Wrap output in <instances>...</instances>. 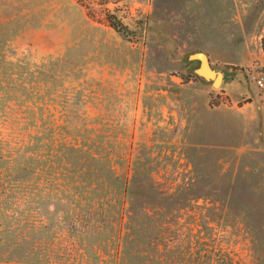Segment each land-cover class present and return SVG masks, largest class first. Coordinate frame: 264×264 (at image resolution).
Listing matches in <instances>:
<instances>
[{"label":"rangeland","instance_id":"rangeland-1","mask_svg":"<svg viewBox=\"0 0 264 264\" xmlns=\"http://www.w3.org/2000/svg\"><path fill=\"white\" fill-rule=\"evenodd\" d=\"M258 73L264 0H0V264H264Z\"/></svg>","mask_w":264,"mask_h":264},{"label":"water","instance_id":"water-1","mask_svg":"<svg viewBox=\"0 0 264 264\" xmlns=\"http://www.w3.org/2000/svg\"><path fill=\"white\" fill-rule=\"evenodd\" d=\"M187 60L198 63L197 68L193 70V75L199 80L211 84L214 87L220 86L224 82V75L213 68L209 56L206 53L197 52L191 54L187 57Z\"/></svg>","mask_w":264,"mask_h":264},{"label":"trees","instance_id":"trees-1","mask_svg":"<svg viewBox=\"0 0 264 264\" xmlns=\"http://www.w3.org/2000/svg\"><path fill=\"white\" fill-rule=\"evenodd\" d=\"M111 26L112 28H114V30L119 33L121 36H123L124 38L129 39L130 38V34L132 32L129 31V29L124 26L121 22L117 21L116 19H112L111 20Z\"/></svg>","mask_w":264,"mask_h":264},{"label":"built area","instance_id":"built-area-1","mask_svg":"<svg viewBox=\"0 0 264 264\" xmlns=\"http://www.w3.org/2000/svg\"><path fill=\"white\" fill-rule=\"evenodd\" d=\"M252 80L254 81V83L257 85V87L260 90H264V75L263 74H253L252 76Z\"/></svg>","mask_w":264,"mask_h":264},{"label":"crops","instance_id":"crops-1","mask_svg":"<svg viewBox=\"0 0 264 264\" xmlns=\"http://www.w3.org/2000/svg\"><path fill=\"white\" fill-rule=\"evenodd\" d=\"M263 124H264V107H263ZM263 137H264V129H263Z\"/></svg>","mask_w":264,"mask_h":264},{"label":"bare ground","instance_id":"bare-ground-1","mask_svg":"<svg viewBox=\"0 0 264 264\" xmlns=\"http://www.w3.org/2000/svg\"><path fill=\"white\" fill-rule=\"evenodd\" d=\"M221 83V82H220ZM218 85V84H217Z\"/></svg>","mask_w":264,"mask_h":264}]
</instances>
